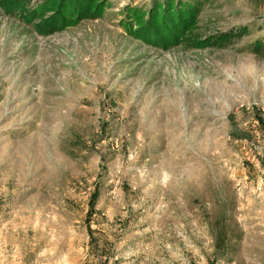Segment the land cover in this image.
I'll use <instances>...</instances> for the list:
<instances>
[{
    "label": "rangeland",
    "instance_id": "1",
    "mask_svg": "<svg viewBox=\"0 0 264 264\" xmlns=\"http://www.w3.org/2000/svg\"><path fill=\"white\" fill-rule=\"evenodd\" d=\"M107 1L45 35L0 0V264H264V0L166 49Z\"/></svg>",
    "mask_w": 264,
    "mask_h": 264
},
{
    "label": "trees",
    "instance_id": "2",
    "mask_svg": "<svg viewBox=\"0 0 264 264\" xmlns=\"http://www.w3.org/2000/svg\"><path fill=\"white\" fill-rule=\"evenodd\" d=\"M107 0H6L3 8L8 14L21 17L26 22H35L38 32L45 35L52 34L68 26L77 24L84 19H93L101 16ZM208 0H152L145 7L127 6L126 12L131 21L126 22L131 32L149 43L168 45L190 43L192 47H223L233 38L243 34V26L238 31L215 34L201 39L195 32L199 18ZM234 35V36H233ZM256 53L264 49L262 43L253 45ZM260 126L264 120L258 117ZM227 215L218 219L217 245L223 244L228 233ZM222 222V224H220ZM228 236V234H227Z\"/></svg>",
    "mask_w": 264,
    "mask_h": 264
}]
</instances>
